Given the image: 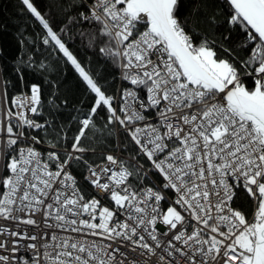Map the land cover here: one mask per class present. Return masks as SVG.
<instances>
[{"label":"snow or ice","instance_id":"snow-or-ice-1","mask_svg":"<svg viewBox=\"0 0 264 264\" xmlns=\"http://www.w3.org/2000/svg\"><path fill=\"white\" fill-rule=\"evenodd\" d=\"M17 4L0 264H264V0Z\"/></svg>","mask_w":264,"mask_h":264},{"label":"trees","instance_id":"trees-1","mask_svg":"<svg viewBox=\"0 0 264 264\" xmlns=\"http://www.w3.org/2000/svg\"><path fill=\"white\" fill-rule=\"evenodd\" d=\"M37 3L43 7L44 0H37ZM24 23L25 20L18 10L17 0H0V25L6 27V30H0V47L4 48L6 57L15 55L17 45L14 33L17 27ZM62 93L67 95L70 101L79 95L71 71L64 80Z\"/></svg>","mask_w":264,"mask_h":264}]
</instances>
